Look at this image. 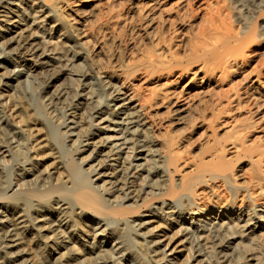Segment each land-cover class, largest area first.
I'll return each mask as SVG.
<instances>
[{
	"label": "bare ground",
	"instance_id": "obj_1",
	"mask_svg": "<svg viewBox=\"0 0 264 264\" xmlns=\"http://www.w3.org/2000/svg\"><path fill=\"white\" fill-rule=\"evenodd\" d=\"M198 1L0 0V135L4 123L17 134L0 143V161L17 168L0 170V264H264V146L252 151L235 132L228 148L201 142L190 166L181 154L202 133L204 86L256 54V109L242 132L264 125V0ZM181 28L177 54L165 34ZM141 76L165 82L136 92ZM215 208L236 216L218 220ZM238 245L248 262L232 257Z\"/></svg>",
	"mask_w": 264,
	"mask_h": 264
},
{
	"label": "rangeland",
	"instance_id": "obj_2",
	"mask_svg": "<svg viewBox=\"0 0 264 264\" xmlns=\"http://www.w3.org/2000/svg\"><path fill=\"white\" fill-rule=\"evenodd\" d=\"M200 1H202V0H200ZM200 1H198V3L196 4V6L199 5ZM173 5H174L173 6L174 7V10H177L178 5H179V11L182 14L188 13V12H186V9H187V11H189L188 10L189 8L188 7L186 8V5L183 6V7L180 4H177V3H175ZM181 7L182 8H186V9H182ZM175 12L176 11H170V12L166 13L164 17H168L169 20H170V22H171L172 21L171 19H174V18L176 19L177 13H175ZM185 30L186 29H183V31H182V28H181V30H177L176 31L177 33L176 32L173 33L172 31H170V32H167L165 34V36H167V38H169L170 40H172L173 41V44H175V46H176L177 42L179 44V39L182 40L184 38ZM175 46L173 47V51H176L177 54L180 52L179 54H181L182 53V47H179L178 46V48H177V46L176 47ZM263 51H264V49H263ZM256 55L257 56H254L253 59L250 60V62L248 63V65L245 64L246 66L245 65H242L241 66V64L239 66H236V65H234L236 62L235 63L233 62L234 63L233 64V68L230 69L229 73L226 71V72H224L225 74L223 73V75H222V72L221 71H218L216 73V75H215V78H213L211 80V82L208 83V85L206 84L204 86L205 87V92L203 94L204 95L203 96L204 97L203 99L204 100L206 99L204 101V103H206V104H204V103L203 104L206 107H203V109L205 108L206 109V112L207 111L208 112L206 113V115L204 113L205 122L202 124L201 128L199 129V132H202V133L204 132V133L203 134L202 133L201 134L200 133L199 134L197 133L195 136H193L192 138H190L188 140V142L185 143L182 146V148H181V154L184 157L183 160L186 163L189 162L188 166H190V164L193 163L195 157L200 158V157L203 156L202 152L199 151V147H200V145L202 143H204L203 144L204 145V150L203 151H207L208 148H209V146H212V143H213V140H214L213 137H217V139L220 142H222V143L226 142L227 148H228V145H229L228 143H229L230 138H232L235 135V132H237L238 135H242V140L240 142L242 144L246 145L249 149L251 148L250 150L256 151V150H258V148L260 149V148H262L264 146V125L262 124V121H259L258 125H256V128H253V129H250V130H244L242 132V128H244V126L242 124V121H245V119H247L250 116V111H251V113H253V112H255V109H256L255 108V105H253L254 103L252 102V98L254 97L253 95L256 94L257 90L255 91V88H253L252 85H251L252 84L251 81H253L255 78L254 77L252 78L251 75H249V72L253 68H255L256 65H257L256 67H259L262 64V60H263L262 58L263 57L261 56L262 57L261 58L260 55H258V54H256ZM259 61H260V63H257ZM198 66L199 65H197L196 67H194L192 69V73L189 74V77H193V73L198 70ZM234 66L236 68L238 67V69L234 68ZM196 74H195V76H196ZM245 75H246V77H245ZM248 75H249V77H247ZM198 76L201 77L202 74L201 75H198L197 74L196 78ZM246 78H248V79H246ZM164 82H165L164 79H162L160 81H159V79H156L153 83L150 82L149 84L148 83L147 84L146 83L144 84V79L141 76V77H138L136 80H134L132 82V85H133V90H135V91L137 90L140 93L146 94V92L148 90H147V88L145 86H147L148 88L156 87L158 85V83H164ZM40 84H41V82L38 81L37 84L34 85L35 90H34V87H33L32 91H30V93L32 94V92L34 90L35 94H37V92H36L37 91V85H40ZM141 87H142V89H144V90L146 89V90L145 91L138 90V89H141ZM247 91L250 92V93H248ZM192 93H194V91H192L191 94ZM236 93L239 94V98H237L238 97V94H236ZM244 94H245V96H244ZM29 96L30 95H29V92H28L27 97H29ZM247 99H249V101L251 103ZM71 100H73V99H71ZM71 100H70V103L72 102ZM12 101L13 102L16 101L15 103H18V106L20 107L18 109V111L20 112L19 113L20 114V117H25L26 118V119L24 118L25 119V122H26V123L25 122L24 123L27 126H29L30 128H33V129H30L31 132H34V133L37 134L38 132H35V129H37V125L33 122V119L31 117L29 118L30 115H28L29 114V111H27L28 108L25 107L26 105H24L21 100H20L21 101V105H19L18 98L15 99V100H12ZM240 101L243 102V103H241ZM73 103H75V102H73ZM22 104H23V106H22ZM57 108H58V110H56L57 113H59V112L60 113L56 115V116H58V117H56V119L60 118L63 115L65 116V110H63V108L61 109V107H57ZM212 108H214L213 111H211ZM253 109H254V111L252 112ZM21 111H23V112H21ZM59 115H60V117H59ZM258 115L259 114L256 115L254 113L253 114V116H254L253 117V120H255L256 118H258L260 116V115L259 116ZM60 119H62V117ZM165 128H167V127L165 125H163L162 126V129H165ZM213 128L216 129L215 132H213V130H215ZM4 129H5V131H3ZM14 129L12 128L11 125H8V124H5V123L2 125V129H1L2 131H1V135H0V138L2 137L1 139L2 140L4 139V142L1 141V139H0V143L2 145L3 144L6 145V142H5L6 139H7L6 141H9V142L11 141L12 142V141L15 140V139L13 140V138L15 137V135H16V138H17L16 130H14ZM211 129H213L212 132H211ZM11 130H12V132H11ZM6 133H9V136ZM213 133H214V135H213ZM38 134H40V133H38ZM3 135L5 137L6 136L7 137L6 138H3L4 137ZM199 135H201L200 138H202V137L203 138L200 139L199 138ZM203 135H205V136H203ZM45 150L48 151L49 150V147L46 146L45 147ZM238 154H236L235 152H231L230 150H228V152L226 153L227 158L231 161L232 164L239 163L237 161L241 160V158L239 156H242V155L239 154V156H238ZM244 160H247V159L245 158ZM3 162H5V161H3ZM3 162L0 161V165H1L0 166V170H2L3 174H7V172H10V170H12L15 173H17V170H16L17 168L14 165V163H11V165H10L9 163L7 164V163H3ZM248 163L249 164H245V165L242 166V169H241V172H240V174L242 173L241 174V177L243 176L242 179L244 177H246V178H244L246 181L248 180V177H249L248 175L251 174V170H252L251 168L254 169V166H251L250 165V162H248ZM263 168H264V166H263ZM263 171H264V169H263ZM262 176L264 177V172H263V175ZM263 185H264V180H262V186ZM202 191H203V193H202ZM222 191L220 193V197L221 198H219L221 200H223L224 198H227L228 195H230V193L228 191H224V190H222ZM199 192H200V195L203 194V195H201L202 197H206V196L208 197L210 195V193H208L210 191L208 189H206V188L200 189ZM226 195H227V197H226ZM236 202H237V205L240 204V201H236ZM258 202L259 201H257V203ZM217 209L218 208H215V209L212 210V215L215 218H217L218 220H220L221 218L224 219L223 221H226L228 218H231V217L236 216V213H238L237 211H239L238 210V207H236L235 208V212L236 213L231 211V212H225L228 215H226L225 213H223L225 215H222L221 212L219 211V209L218 210ZM242 210H243L242 211V214H245V212L247 211L245 209V207H243ZM4 213L7 214V212H4ZM83 222L85 224H88V226L91 227V228H93V227L94 228H97L100 225L99 224L100 223L99 220L97 218L93 217V216H90V215L89 216H85L83 218ZM100 239L102 241H104L105 243H107V240L108 239L106 237L105 238L101 237ZM106 247H107V249H109V251L107 252V254L110 255V257H111V255H113L112 257H115V259H116V253L113 250L112 245L109 243V244L106 245ZM237 248L240 249L238 252H237V250H238ZM237 248H236L235 251H233L231 253L232 257H234V258H236V257L239 258L240 257V259H243L244 262H248L249 261L248 259L250 258V256L248 255L247 250L245 249V247L243 245H238ZM185 252L186 251H183L181 254H177L179 256V257L177 256V259H178L177 260V263H179L183 259L182 257L185 256ZM236 254H237V256H236Z\"/></svg>",
	"mask_w": 264,
	"mask_h": 264
}]
</instances>
